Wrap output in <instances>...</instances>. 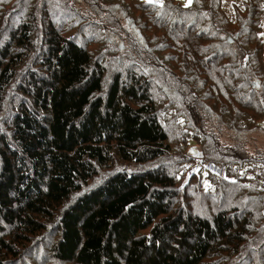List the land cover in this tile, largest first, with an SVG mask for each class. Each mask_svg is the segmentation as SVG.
<instances>
[{
	"label": "trees",
	"instance_id": "trees-1",
	"mask_svg": "<svg viewBox=\"0 0 264 264\" xmlns=\"http://www.w3.org/2000/svg\"><path fill=\"white\" fill-rule=\"evenodd\" d=\"M57 1L67 8L64 23L72 6ZM132 1L166 43L158 52L167 68L151 74L181 128L182 115L190 122L194 112L211 110L226 129L264 130V0H191L187 7ZM38 18H45L42 9ZM72 27L49 23L35 44L34 22L0 24V109L8 90L20 97L0 150V223L19 238L39 232V219L80 193L113 157L144 165L170 151L166 115L147 95L148 83H125L117 74L101 98L104 70L79 42L82 31L68 34ZM239 149L216 164L227 177L206 174L211 215L172 209L174 183L159 172H116L57 219L54 257L63 264H264V157ZM11 246L0 240L5 254L13 255Z\"/></svg>",
	"mask_w": 264,
	"mask_h": 264
},
{
	"label": "rangeland",
	"instance_id": "rangeland-1",
	"mask_svg": "<svg viewBox=\"0 0 264 264\" xmlns=\"http://www.w3.org/2000/svg\"><path fill=\"white\" fill-rule=\"evenodd\" d=\"M52 0H33L23 6L20 0H5L0 10V24L12 26L15 28L24 22H34L36 25L35 32L37 38L35 44L41 42L40 32L47 24L56 23L68 29L69 25L75 24L76 27L69 28L68 34L80 30L78 36L80 43L84 44L90 56L95 63H99L104 70L102 90L100 97L104 98L108 92L113 77L119 74L125 83L130 78L139 79L148 83V96L159 101L156 102V108L166 116V131L169 137L170 151L161 159L149 164L134 165L123 163L113 157L112 163L107 168H100L91 181L82 188L80 193H75L65 202H62L48 219H39L42 226L39 232L35 234H24L21 238L14 236L15 232L10 230L5 223H0V240L10 243L13 248V255L5 254V250L0 251V257L4 258L2 264H63L56 260L53 253V246L58 240V222L62 213L71 207L76 200L89 190L101 185L112 174L151 171L154 174H162L172 179L170 182L173 187L172 191L176 194V199L172 209H184L191 212L211 215L215 211L214 200L209 198L211 184L207 180L208 174L216 176L226 175L225 171L221 172L219 165H222L220 155L231 152H241L239 145L242 144L247 156L264 157V130L255 129L237 132L230 128H224L218 122L215 115L207 113H195V116L188 122L185 115L183 120L184 126L181 128L179 120H174L173 114L166 111L164 98L159 92L155 77L151 74L157 67H166L161 60L163 54L158 52L159 49L166 46L161 41V34L155 30L145 18V15L135 11L131 5L135 2L132 0H95V8L91 7L93 0H59L60 2H70L72 6L70 20L64 21L62 16L63 9H67L59 4L56 0L52 8ZM149 1V0H143ZM162 2L164 0H153ZM78 2V4H75ZM182 5H190L189 0H181ZM68 4L64 6H68ZM44 12V20L40 21L38 15L40 10ZM57 11H59L57 13ZM97 12L98 15L95 16ZM13 15V21L9 17ZM77 16L82 17L85 23L76 21ZM36 19V20H35ZM58 19V20H57ZM133 22V23H132ZM80 26V28H78ZM84 27V28H83ZM71 31V32H70ZM118 47H117V46ZM119 46H122L120 50ZM108 49L112 53L108 54ZM148 67H147V66ZM159 73V72H154ZM20 97L16 90L10 89L2 102L0 109V150H3L2 138L9 139L8 120L11 111L18 103ZM190 117H188L189 119ZM201 124V125H200ZM190 125V129H188ZM201 127L207 128L203 131ZM201 141L196 137L198 132ZM188 136V137H187ZM193 140V141H192ZM233 147L231 150L224 151V148ZM219 164V165H216ZM203 171V177L200 173ZM207 174V175H206ZM202 179V183L200 182ZM206 178V179H205ZM215 208V209H214ZM65 264V263H64ZM203 264H232L223 262L221 259L210 258Z\"/></svg>",
	"mask_w": 264,
	"mask_h": 264
},
{
	"label": "snow or ice",
	"instance_id": "snow-or-ice-1",
	"mask_svg": "<svg viewBox=\"0 0 264 264\" xmlns=\"http://www.w3.org/2000/svg\"><path fill=\"white\" fill-rule=\"evenodd\" d=\"M149 2H152V0H149ZM191 3V0H189V4ZM186 7L188 6L187 4L185 5Z\"/></svg>",
	"mask_w": 264,
	"mask_h": 264
}]
</instances>
